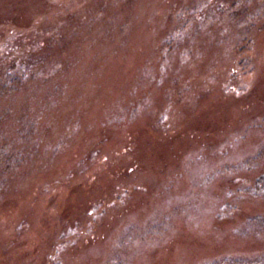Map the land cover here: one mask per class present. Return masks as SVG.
<instances>
[{
	"label": "rangeland",
	"instance_id": "obj_1",
	"mask_svg": "<svg viewBox=\"0 0 264 264\" xmlns=\"http://www.w3.org/2000/svg\"><path fill=\"white\" fill-rule=\"evenodd\" d=\"M11 73L0 264H264V0H0Z\"/></svg>",
	"mask_w": 264,
	"mask_h": 264
},
{
	"label": "trees",
	"instance_id": "obj_2",
	"mask_svg": "<svg viewBox=\"0 0 264 264\" xmlns=\"http://www.w3.org/2000/svg\"><path fill=\"white\" fill-rule=\"evenodd\" d=\"M9 75H11L10 78H9V80H5L3 83H2L3 80H2V81L0 80V87H2L3 90H5V89H7V87L11 86L10 84H11L12 82H14L15 79H16L17 82L19 81L18 78H19L20 76H18V75H13V73H11V74H9ZM262 178H263V177H261V179L258 180V183H257V185H256V188H254V189H256V191L259 192V193H263V192H264V180H262ZM263 179H264V178H263Z\"/></svg>",
	"mask_w": 264,
	"mask_h": 264
}]
</instances>
